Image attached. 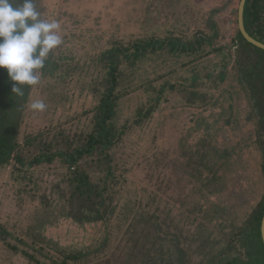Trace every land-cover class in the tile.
I'll use <instances>...</instances> for the list:
<instances>
[{"label": "rangeland", "instance_id": "1", "mask_svg": "<svg viewBox=\"0 0 264 264\" xmlns=\"http://www.w3.org/2000/svg\"><path fill=\"white\" fill-rule=\"evenodd\" d=\"M239 4L37 0L43 18L60 22L63 43L49 56L62 68L57 76L41 70L39 84L30 87L19 133L24 163L0 165V234L5 227L12 232L3 233L10 243L0 241V264H225L230 258L254 264L245 225L264 197L261 112L234 75L237 52L227 82L199 84L210 97L198 104L179 88L192 69H222L221 54L193 60L159 51L121 65L123 97L113 122L125 132L105 153L99 145L84 153L77 169L59 154L90 145L113 46L171 32L212 33L211 19L220 31L214 46L231 45ZM35 100L46 109L33 111ZM146 106L156 108L135 124ZM51 154L52 161L31 162ZM77 178H85L82 192L91 185L86 196L75 192ZM103 199L106 207L97 208ZM82 209L87 216L79 220Z\"/></svg>", "mask_w": 264, "mask_h": 264}, {"label": "trees", "instance_id": "2", "mask_svg": "<svg viewBox=\"0 0 264 264\" xmlns=\"http://www.w3.org/2000/svg\"><path fill=\"white\" fill-rule=\"evenodd\" d=\"M40 6L42 7V4H40ZM238 9L239 8L237 7L236 10L238 11ZM42 13L45 12L42 11ZM213 14L214 13H212V15ZM244 18L248 32L255 38L264 42V0H247ZM211 25L214 27L212 33H207L200 29L193 34L171 32L169 35L162 38L155 36L151 37L149 40L137 41L134 43L133 47H125L120 44L113 46L109 50V56L107 57L108 66L110 68V76L108 77L106 87L101 94L100 102L96 107L97 123L95 129L90 134V145L88 147H76L69 155L65 152H59V154L61 153L71 166L76 165L77 169V166H80L79 160L84 153L93 150L98 145L100 147V151L105 153L107 147L113 144L118 136L125 132L126 128H121V130L118 131L113 122V116H115L119 101L123 97L122 93L119 91L120 76L118 71L121 69V65H124L128 61L136 65L139 61L149 58L150 55L159 51H167L169 54L174 57L176 56L178 59L193 57V60H204L212 55L216 58L217 56H220L218 54H221L223 56L221 63L225 65L222 69L219 70L218 67H210L207 68L205 74H196L192 69V71H190L191 76L185 78L182 83V87L179 88V90H183L189 94L191 99L189 104H198L199 101L208 100L210 97V93L204 92L206 85L203 84L204 90L201 91L199 84L208 83L206 82L208 79V81L215 79L219 80V82H227L228 74L232 73L231 69H226L228 68L227 64L230 63L234 53L237 52L236 55L238 59L236 60V65L238 67L236 74L234 75L237 76V79L250 93V96L254 99L256 108H258L261 112V119L259 123V142H261L260 147L263 153L262 165L264 169V49L249 42L242 34L239 27L237 28V32L233 37V43L231 45L214 46L216 39L220 35V31L218 29V24L214 19H211ZM119 56L122 57L123 63L120 62ZM50 57L51 56L46 59L42 73L45 76H57V72H61L62 62L58 59V57H54V55L51 58ZM191 62L192 61L190 59L189 61L182 63V65L184 67H188L192 64ZM117 63L121 64L116 65ZM209 63L212 62L209 61ZM216 63H218V61ZM216 70L218 73H216ZM63 77V74L59 76L60 79H63ZM13 84L14 82L10 80L7 70L0 69V165L9 164L10 160H15L16 163H24L25 161L23 144L19 140V133L31 86H20L22 94H18L12 91ZM179 84L181 83H178L176 85L177 87L174 86V88H178ZM211 98H214L213 94H211ZM161 101L162 97L157 102V106H159ZM148 108L146 106L141 109L138 114L139 118L135 119L136 122L133 121L135 124H140L143 121L144 114L153 113L156 107L154 106L149 108V111H147L146 109ZM145 110L147 111L146 113H144ZM40 136H36L35 138H39ZM32 139L33 138L31 136L27 138L29 141ZM53 157L54 154L39 155L31 162L40 163L43 161H52ZM78 180L80 183H78L75 187L77 190L75 192L83 194L81 196H86V194L90 193L88 188L91 185L88 186L87 191L82 192L81 184L85 182V178ZM101 205H103V207L98 206L97 208L104 209L106 207L105 199L101 201ZM91 210H93V208H91ZM81 213L82 216L78 217L79 220H82L85 216H87V214H85V209H82ZM263 216L264 197L259 202L257 208L250 214L247 224L245 225L247 228L250 227L252 231L251 235H247L249 239L247 246L248 250L253 252L252 255L254 264H264L263 260H261V255L263 254L264 256V240L262 236ZM2 232L7 236L12 233L6 227L2 229ZM3 233L0 234V241L10 243L7 236L3 235ZM55 263L68 264L67 261L63 262L57 260H55ZM225 264L247 263L238 258H230Z\"/></svg>", "mask_w": 264, "mask_h": 264}, {"label": "clouds", "instance_id": "3", "mask_svg": "<svg viewBox=\"0 0 264 264\" xmlns=\"http://www.w3.org/2000/svg\"><path fill=\"white\" fill-rule=\"evenodd\" d=\"M37 0H0V69H6L12 91L22 94L20 86L40 82V70L52 50L63 43L58 20L41 18ZM44 111L42 100L30 105Z\"/></svg>", "mask_w": 264, "mask_h": 264}, {"label": "water", "instance_id": "4", "mask_svg": "<svg viewBox=\"0 0 264 264\" xmlns=\"http://www.w3.org/2000/svg\"><path fill=\"white\" fill-rule=\"evenodd\" d=\"M246 1L247 0H240V4H239V9H238V24H239V28L242 32V34L244 35V37L251 43H253L254 45L263 48L264 49V42L255 38L254 36H252L245 25V18H244V13H245V5H246ZM262 236H263V240H264V216H263V220H262Z\"/></svg>", "mask_w": 264, "mask_h": 264}]
</instances>
